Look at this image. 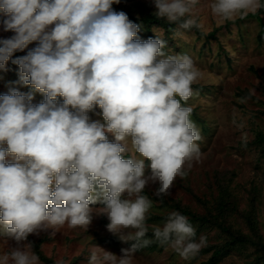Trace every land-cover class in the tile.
<instances>
[{"label":"clouds","instance_id":"9594fccd","mask_svg":"<svg viewBox=\"0 0 264 264\" xmlns=\"http://www.w3.org/2000/svg\"><path fill=\"white\" fill-rule=\"evenodd\" d=\"M118 2L0 0L3 31L14 33L0 39V68L38 41L12 60L21 82L34 91L12 88L0 96V238L15 242L0 264H37L29 235L65 223L88 228L90 205L97 203L110 220L108 230L130 246L120 256L97 247L103 255L93 252L88 264H130L153 242L145 238L152 202L143 191L158 185L155 196L169 195L175 179L187 174L184 165L200 157L196 142L202 136L189 118L192 108L181 105L193 96L199 71L188 55L167 54V40H141L142 25L112 10ZM197 2L154 0L155 15L175 23L174 36H181L200 27L186 18ZM210 7L213 15L231 20L264 5L214 0ZM37 91L44 99L34 104ZM94 106L102 110L103 123L90 121ZM128 137L143 159L122 156ZM151 228L156 241L184 259L207 246V238L197 240L196 229L177 211Z\"/></svg>","mask_w":264,"mask_h":264},{"label":"rangeland","instance_id":"374dc122","mask_svg":"<svg viewBox=\"0 0 264 264\" xmlns=\"http://www.w3.org/2000/svg\"><path fill=\"white\" fill-rule=\"evenodd\" d=\"M213 2L198 0L186 18L196 19L200 27L184 30L181 36H174L175 23L155 15L154 0H119L112 5V10L124 12L131 22L142 25L137 33L141 40L155 35L167 40L164 51L188 55L200 73L192 84L193 96L181 101L182 106L192 108L189 118L200 130L202 140L196 142L200 157L184 165L187 174L175 179L169 195L155 196L158 185L143 191L152 202L146 213L149 230L145 238L153 242L136 252L130 264H264V148L256 143L257 133L264 135V31H260L264 7L256 12L260 19L249 13L223 20L213 15ZM260 3L264 5V0ZM3 19L0 12V39H7L14 33L3 31ZM37 44L33 41L23 51L17 50L6 67L0 68V96L12 88L22 93L34 91L21 82L20 69L12 60ZM43 99L44 94L37 91L33 103ZM101 113L94 106L88 112L90 121L103 123ZM108 138L114 142L111 134ZM122 143L126 145L124 158L143 159L131 137ZM145 164L147 174L150 161ZM125 198L134 200L135 196L125 194ZM90 207L93 218L88 228H70L65 223L29 235L31 251L39 257L37 264H88L93 252L103 255L97 247L120 256L121 249L130 246L108 230L110 220L102 204ZM173 211L189 219L197 240L207 238V246L192 258H182L153 236L151 226H162ZM52 231L54 237L49 235ZM10 244L15 246L14 241L0 238V257L11 251Z\"/></svg>","mask_w":264,"mask_h":264},{"label":"trees","instance_id":"16d2710c","mask_svg":"<svg viewBox=\"0 0 264 264\" xmlns=\"http://www.w3.org/2000/svg\"><path fill=\"white\" fill-rule=\"evenodd\" d=\"M262 1V0H261ZM250 16H254V17H256L257 19H260V17H259V15H258V13H255V14H249ZM260 31H264V26L261 24L260 25ZM17 55L18 56H22L20 53H17ZM257 145H260V144H258V143H261V145H263V148H264V135L263 134H261V133H257ZM197 217V216H196ZM225 228V226H223V229ZM36 253L38 254V255H40V252H39V250H36ZM263 253H264V249H263ZM40 258L41 259H43V260H46V258H44L42 255L40 256Z\"/></svg>","mask_w":264,"mask_h":264}]
</instances>
